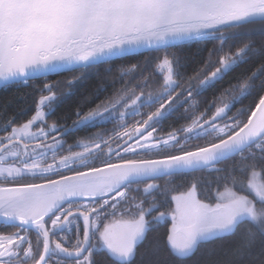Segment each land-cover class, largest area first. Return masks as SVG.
Segmentation results:
<instances>
[{"label": "snow or ice", "instance_id": "obj_1", "mask_svg": "<svg viewBox=\"0 0 264 264\" xmlns=\"http://www.w3.org/2000/svg\"><path fill=\"white\" fill-rule=\"evenodd\" d=\"M21 87L0 264H264V0H0Z\"/></svg>", "mask_w": 264, "mask_h": 264}, {"label": "trees", "instance_id": "obj_2", "mask_svg": "<svg viewBox=\"0 0 264 264\" xmlns=\"http://www.w3.org/2000/svg\"><path fill=\"white\" fill-rule=\"evenodd\" d=\"M71 74L69 73H64L61 75H53L50 76L48 79L50 81H56V80H62L65 79L66 77H70ZM44 81L38 80L33 83L36 84H42ZM30 88H23L21 87L18 91L15 88H11L8 90H3L0 89V109H4L6 107L7 109V114L8 115H13L14 113L17 112V110L25 105V103H31V97H23V93L30 92ZM32 114L31 111H29L26 115L20 117L22 120H26L29 118V116ZM62 112L58 111L57 115H61ZM56 119V116L49 117V122L52 120ZM68 123H71L69 120Z\"/></svg>", "mask_w": 264, "mask_h": 264}, {"label": "flooded vegetation", "instance_id": "obj_3", "mask_svg": "<svg viewBox=\"0 0 264 264\" xmlns=\"http://www.w3.org/2000/svg\"><path fill=\"white\" fill-rule=\"evenodd\" d=\"M93 130H95V129H93ZM69 139V142H71V138H68Z\"/></svg>", "mask_w": 264, "mask_h": 264}]
</instances>
